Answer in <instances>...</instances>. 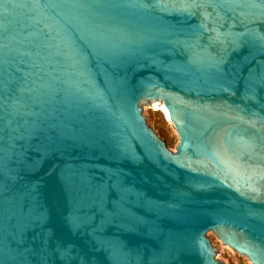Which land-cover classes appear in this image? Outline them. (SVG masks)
Wrapping results in <instances>:
<instances>
[{
	"label": "water",
	"instance_id": "obj_1",
	"mask_svg": "<svg viewBox=\"0 0 264 264\" xmlns=\"http://www.w3.org/2000/svg\"><path fill=\"white\" fill-rule=\"evenodd\" d=\"M216 236L264 264V0H0V264H223Z\"/></svg>",
	"mask_w": 264,
	"mask_h": 264
},
{
	"label": "rangeland",
	"instance_id": "obj_2",
	"mask_svg": "<svg viewBox=\"0 0 264 264\" xmlns=\"http://www.w3.org/2000/svg\"><path fill=\"white\" fill-rule=\"evenodd\" d=\"M163 107L164 105L146 107L144 110L151 127L158 131L160 135L176 150L180 141L179 134L173 122L170 120L167 110ZM210 240L225 252L221 261L223 264H252L229 250L226 244L218 236L210 238Z\"/></svg>",
	"mask_w": 264,
	"mask_h": 264
},
{
	"label": "bare ground",
	"instance_id": "obj_3",
	"mask_svg": "<svg viewBox=\"0 0 264 264\" xmlns=\"http://www.w3.org/2000/svg\"><path fill=\"white\" fill-rule=\"evenodd\" d=\"M163 108H164V107H163ZM165 109H166V108H165ZM166 110H167V109H166ZM166 110H165V111H166ZM167 113H168V112H167Z\"/></svg>",
	"mask_w": 264,
	"mask_h": 264
}]
</instances>
